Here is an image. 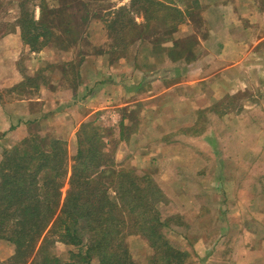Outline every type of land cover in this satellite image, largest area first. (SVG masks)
<instances>
[{
    "label": "crops",
    "instance_id": "obj_1",
    "mask_svg": "<svg viewBox=\"0 0 264 264\" xmlns=\"http://www.w3.org/2000/svg\"><path fill=\"white\" fill-rule=\"evenodd\" d=\"M81 1L98 12L131 0ZM162 1L184 19L156 50L137 41L118 57L96 13L62 50L31 52L18 33L0 36V145L31 120L42 134L61 124L55 136L68 143L89 120L109 127L114 167L151 172L176 196L189 227L174 238L189 241L193 264H264V0H194L195 20L193 6ZM83 39L97 49L82 50ZM59 59L62 70L35 81Z\"/></svg>",
    "mask_w": 264,
    "mask_h": 264
},
{
    "label": "trees",
    "instance_id": "obj_2",
    "mask_svg": "<svg viewBox=\"0 0 264 264\" xmlns=\"http://www.w3.org/2000/svg\"><path fill=\"white\" fill-rule=\"evenodd\" d=\"M71 1L66 3V11L74 2L78 10L65 21L59 17L18 18L22 39L32 51L52 42L65 49L82 34L77 4L86 5ZM182 19L179 8L162 0H131L112 13L106 28L119 57L137 41L148 40L156 50L170 39ZM78 139L64 193L65 141L35 135L5 152L0 162V239L14 244L11 259L16 264L35 263L46 244L44 230L58 222L66 232V242L81 249L74 256L82 264L94 260L98 264H134L125 240L130 234L143 237L152 248L150 264H187L190 253L173 245L165 231L172 217H163L160 206L168 197L153 175L116 169L111 153L102 151L105 135L93 121L81 125ZM42 264L62 263L45 256Z\"/></svg>",
    "mask_w": 264,
    "mask_h": 264
},
{
    "label": "rangeland",
    "instance_id": "obj_3",
    "mask_svg": "<svg viewBox=\"0 0 264 264\" xmlns=\"http://www.w3.org/2000/svg\"><path fill=\"white\" fill-rule=\"evenodd\" d=\"M70 0H0V36H4L7 34H12V33H18L20 40L23 42L24 46H27L28 49L33 52L30 48V46L23 41L22 36H21V26L18 24V18L20 17H26L28 16L33 17L34 20L38 21L42 18H44L45 20H48L50 18H55V17H59L62 18L63 21L66 20V16L67 19H70V14L72 15L71 17L73 18L74 14H76V11L78 10L76 8V3H71L68 5V9L66 11V3H68ZM106 0H99V4L102 5L101 3L103 2L104 4L106 2H104ZM183 3H185L186 5H191L194 8V4L192 1L194 0H181ZM130 3V2H128ZM21 4V5H20ZM95 3L93 2H89L88 1V5L89 8L90 6H93ZM98 4V3H96ZM103 4V5H104ZM80 7V11L78 13V17L77 21L84 23L83 19L86 18V22L90 19V17L92 16V13H96L98 14L96 17H100L103 19L104 24L106 23V20L108 18L111 17L112 13L115 14V12L117 11L118 8H113L107 11H88L86 10V7H83L81 4H77ZM122 7V6H120ZM88 8V7H87ZM191 8V10H186L189 13H192L193 19H196V16L198 15V10H195V8L193 9ZM58 11L57 15L55 14V12ZM88 11L85 12V11ZM86 13V14H85ZM68 14V15H67ZM113 17V16H112ZM82 18V20L80 19ZM138 20V19H137ZM138 21H141V19L139 18ZM196 23V22H195ZM75 29V26H74ZM82 29V28H81ZM66 38V35H64ZM54 43V42H52ZM52 43H49L48 45H53ZM46 45V46H48ZM64 45H66V42H64ZM81 45V49L82 50H91L94 51L97 48L92 46L91 43H87V41L85 39H83L80 42ZM185 45V43H183V46ZM56 46V45H53ZM58 48V46H56ZM44 48V47H43ZM60 50H62V48H59ZM41 50V49H40ZM128 50V49H127ZM39 51V50H38ZM38 51H34V52H38ZM61 52V51H60ZM26 54H23L21 56V58L19 59V65L22 67V70L25 72L26 69ZM66 62H64V60L59 59L58 61H56V63L50 64L47 61L43 62L42 66L39 68V73L36 76V80L35 81H41L46 83V72L47 69L52 68L57 71L62 70V68H64V64ZM29 78L24 79V82H27ZM34 82V81H33ZM243 94H241L242 96ZM237 97H239L238 95H235L232 99H237ZM90 121V120H89ZM87 121V122H89ZM94 122V121H93ZM83 124V123H82ZM81 124V125H82ZM55 125V126H54ZM52 128L48 131V133H43L42 134V128L38 123L36 124V122H34L33 120L28 121L27 124V128H26V135L23 136L22 138H20V140H18L16 143H14L11 146L8 147H1L0 145V162L3 159V156L5 155V152L8 150H11L13 147L20 145L24 140L29 139L30 137H33L35 135H40V136H50L53 137L56 134V131L58 134H63V127L62 125H58L57 123H55ZM80 127L78 128V131L76 133V137L73 138L69 143L68 141H66V138H63L62 136H59L58 139L65 141V148H66V162L64 165V178L63 180L65 181V184L62 188V192L64 193L65 190L67 189V179L70 175V168H71V164L73 163V159L76 156L77 153V149H78V134L80 133ZM193 129V128H192ZM198 129V128H196ZM103 134L105 133V140H106V147H104V149L102 150L109 152V154L111 153V157H113L114 162H115V155H116V149H117V139L114 137L113 135V130L109 129V127H105L101 129ZM66 133V131H65ZM56 137V136H55ZM1 138V137H0ZM137 173H142L137 171ZM151 173V172H149ZM152 174V173H151ZM153 178L155 179V181L158 183V179L153 175ZM190 179L189 175L188 178ZM160 186V185H159ZM161 187V186H160ZM164 191V190H163ZM164 194L168 197V202L164 203L160 206V210L162 213L163 217L169 218L172 217L171 221H170V228L169 229H165L168 237L170 238L171 242H173V245H176L184 250H187L190 253V257L187 261V264H193L194 263V256L191 252V249L189 247V244L187 245V243H189V241H187L184 238H180V239H175L174 238V234L178 233L177 231H183V232H187L188 227H189V223H187V221L184 220V218L181 216V214L179 213V203L178 200L176 199V196H168L165 192ZM61 197L63 198V194L61 195ZM174 216L180 217L179 220L175 219ZM46 235V244L44 245L43 249L40 251L41 255H38V259L35 261V263L32 264H42V258H44L45 256L48 257H54L56 259L59 260L60 263L62 264H82L80 263V257H76L74 255L79 254V251L81 250L78 246L73 245L71 243H67L66 242V232L63 229V226L60 225V223L56 222L53 223L52 222L48 225V227L44 230V234ZM42 235V238H43ZM42 238L40 237V239L38 240L37 245L35 246V248L37 249V247L39 246V244L41 243ZM126 243L128 245L129 248V252L131 255V258L134 262V264H150V259L151 256L153 254V250L152 248H150V246L148 245L147 241L143 238L140 237L138 235H134V234H130L126 237ZM0 264H16L11 258L14 255L15 250L13 249V252L10 253V247L14 248V244L3 240H0ZM180 243H184V244H180ZM34 248V251L36 250ZM32 250H30V253L34 252ZM9 255V256H8ZM32 255V254H31ZM40 256V257H39ZM28 257V256H27ZM20 264V263H19ZM28 264V263H27ZM92 264H98L97 260H94L92 262Z\"/></svg>",
    "mask_w": 264,
    "mask_h": 264
}]
</instances>
